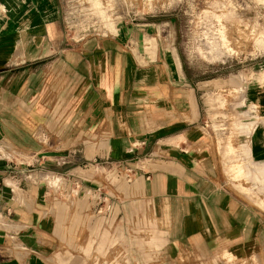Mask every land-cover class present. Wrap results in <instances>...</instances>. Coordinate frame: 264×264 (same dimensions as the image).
Segmentation results:
<instances>
[{
    "label": "crops",
    "instance_id": "1",
    "mask_svg": "<svg viewBox=\"0 0 264 264\" xmlns=\"http://www.w3.org/2000/svg\"><path fill=\"white\" fill-rule=\"evenodd\" d=\"M68 1L0 0V144L14 149L0 155V264H195L186 257L208 254L219 264V251L235 241L244 245L240 264L256 255L264 264V212L226 173L221 152L233 143L219 147L208 128L216 106L203 103L201 83L178 67L170 46L172 68L163 56H134L132 20L116 24L114 39H76ZM143 75L147 87H133ZM59 82L69 87L66 111L79 114L66 121L67 136L82 148L48 155L43 134L57 143L63 126ZM247 98L258 113L239 167L264 181V81L250 84ZM45 158L68 164L45 172Z\"/></svg>",
    "mask_w": 264,
    "mask_h": 264
},
{
    "label": "rangeland",
    "instance_id": "2",
    "mask_svg": "<svg viewBox=\"0 0 264 264\" xmlns=\"http://www.w3.org/2000/svg\"><path fill=\"white\" fill-rule=\"evenodd\" d=\"M68 10L73 11V16H69L67 27L71 26L72 35L76 39L81 36L86 38L88 35L114 39L117 34L116 24L132 20L131 34L135 41L132 53L142 63L147 60L157 61L163 56L170 62V67H174V61L168 58V48L171 47L178 67L186 72L192 82L201 83L199 92L203 94V103L216 106L213 108L214 112H209L205 120L208 128L217 135L220 141L218 146L225 140L233 143L232 151L221 152L223 165H229L226 173L234 180L240 179L244 187L237 185L238 191L252 205L264 212L263 186L261 189H252L253 184H264V181H258L255 175L248 174L246 170L241 171L239 167L245 163L242 157L247 154L246 141L254 129L253 120L256 119L252 116L258 113L257 103L248 101L247 88L252 83L264 81V0H69ZM149 66L147 65L148 74L151 72ZM158 73L163 77L165 68L161 66ZM68 76L64 77V80ZM111 76L109 74L107 78L110 80ZM62 82L58 83V110L55 117L63 126L57 129V143H51L47 135L43 134L41 149L42 153L48 155H64L72 149L82 148L81 144L75 142L78 138L67 136L71 129L65 127L66 121L78 118L79 114L73 115L66 111V107L70 106L71 97L69 87ZM121 83L128 88L130 86V81L123 79ZM78 84L85 85L82 81ZM133 87H147L145 75L141 76V81ZM90 95L83 99L79 97L76 102L86 104L93 98ZM145 100L147 99H143V103L147 104ZM247 103L249 107L242 106ZM106 116L108 117V113ZM247 116L251 117L250 124ZM76 130L78 135L82 133L81 129ZM96 131V128L89 127L91 138ZM86 146L88 154L96 149L94 144ZM13 150L12 145L0 144V155H7L8 151ZM67 164V159L63 158L43 160L45 172L56 166L63 168ZM45 179L48 184L52 183L49 177ZM234 247L229 251H219V264L245 262L246 257L242 255L243 243L235 241ZM261 248L264 253V244ZM203 250L211 252L210 249ZM209 255L187 256L186 260L193 258L195 264H210V259L215 260V256ZM184 259L182 256V263ZM251 262L258 264L261 260L259 261L256 255L251 257Z\"/></svg>",
    "mask_w": 264,
    "mask_h": 264
},
{
    "label": "built area",
    "instance_id": "3",
    "mask_svg": "<svg viewBox=\"0 0 264 264\" xmlns=\"http://www.w3.org/2000/svg\"><path fill=\"white\" fill-rule=\"evenodd\" d=\"M70 10H72V9H70ZM70 10L67 11V17H66V24H67V26H68L67 20L69 19V16H73V11L71 12ZM68 22H69V20H68ZM68 28H70V30L72 29L70 25H69ZM86 30H88V29H86ZM86 30H84V31H86Z\"/></svg>",
    "mask_w": 264,
    "mask_h": 264
}]
</instances>
